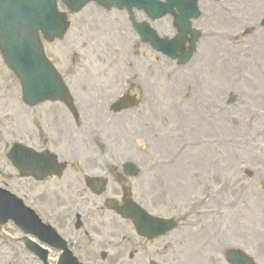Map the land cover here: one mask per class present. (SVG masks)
<instances>
[{"label": "rangeland", "instance_id": "rangeland-1", "mask_svg": "<svg viewBox=\"0 0 264 264\" xmlns=\"http://www.w3.org/2000/svg\"><path fill=\"white\" fill-rule=\"evenodd\" d=\"M199 5L202 18L194 26L204 36L193 61L181 67L143 44L125 11L91 3L74 14L60 4L70 29L64 39L43 45L75 100L76 122L59 103L27 107L0 52L2 187L23 198L46 194L39 203L59 208L47 201L53 186L22 178L5 154L12 143L41 151L55 131V149L73 146V162L110 168L112 188L120 194L116 175L124 163H136L139 177L125 183L134 201L155 217L180 223L147 243L132 235L129 223H112L106 238L90 230L80 244L85 250L106 241L90 253L96 261L103 253L109 264H228L227 251L241 249L264 264V0H199ZM135 15L161 37L173 35L169 16L152 22L143 12ZM256 36L262 40L256 42ZM125 94L141 104L110 112ZM69 130L77 145L67 144ZM233 139L242 143L238 150ZM73 167H79L78 177L100 173ZM216 211L222 214L216 217ZM22 237L11 225L0 229V264H39L29 255L16 258Z\"/></svg>", "mask_w": 264, "mask_h": 264}, {"label": "water", "instance_id": "water-1", "mask_svg": "<svg viewBox=\"0 0 264 264\" xmlns=\"http://www.w3.org/2000/svg\"><path fill=\"white\" fill-rule=\"evenodd\" d=\"M58 1L73 13L80 12L89 3H97L107 10L113 7L126 9L141 41L171 60H179L181 65L190 62L196 51L199 35L192 28L191 20L200 17L198 0H0V51L7 66L19 79L23 100L29 106H37L45 101H61L73 109L69 91L47 60L40 38L42 35L52 43L56 39H63L68 32L70 25L66 15L59 12ZM134 9L144 11L152 21L162 19L176 10L178 35L172 41L161 38L149 23L136 21ZM188 42L189 50L186 48ZM138 103L133 98L124 97L113 109L121 112ZM48 155L20 144H13L7 150V157L23 176H33L41 181L50 178L53 172L60 174L62 171V168L55 169L56 166L50 163L55 158H49ZM126 168L133 172L134 166ZM13 199L8 192L0 189V225L6 223L14 211L16 213L25 209L22 201L15 202ZM107 207L131 219L137 231L150 239L161 237L177 227L172 220L153 218L130 200L123 207H117L115 201L109 200ZM226 260L229 264H255L250 256L237 249L229 250Z\"/></svg>", "mask_w": 264, "mask_h": 264}, {"label": "flooded vegetation", "instance_id": "flooded-vegetation-1", "mask_svg": "<svg viewBox=\"0 0 264 264\" xmlns=\"http://www.w3.org/2000/svg\"><path fill=\"white\" fill-rule=\"evenodd\" d=\"M198 21L200 23V19L196 22ZM171 29L173 31L171 38L173 39L177 32L174 15L171 16ZM69 116H71V113ZM58 136L59 135L54 131L53 136L51 135L50 137H47L42 150L51 151L57 156L59 163L64 164L62 177L53 178L52 180L44 183H35L51 184L53 186V194L51 195L52 199L47 201L59 208L51 210L45 207L44 201L39 203V201L44 198L46 194H40L39 198H37L38 196L24 197V201L38 214L42 224L50 226L55 233L52 231L50 233L44 231L41 239L35 236L22 234L23 237L21 239V245L18 246L17 251L14 249V252L16 253V258L21 261L26 260L27 255H29L31 259L35 260L39 264H67L71 262L72 257L62 248L64 244L63 242H65L67 250H69L73 257L77 258L82 264H91L90 262L96 260L90 256V253L93 252L95 248L101 249V247L106 245V241L101 243L98 240L94 243L93 250H85L80 244L90 230L98 234L99 237L102 236L103 238H106L111 235L112 223L118 224L119 222H123L129 223L133 226L130 221L123 220L114 212L107 210L105 208V202L108 198L121 199L123 196V188L129 187L125 183L133 181L135 178L130 177V173L123 169L121 170V173L116 175V179L119 184H116L115 186H122L121 195L117 188H112V182L115 177L112 173H110V168L98 164H96L95 167L94 165L81 161L73 162L72 160L75 153L73 151V146L65 147V150L64 147H58L57 149L53 147L54 139H57ZM66 139L68 145H72L73 143L77 145L76 136L73 131L69 130ZM49 143H51V145H49ZM77 165H80L87 170L94 171L97 169L101 174L90 173L78 177L79 167H73ZM81 171L83 172V170ZM94 179H101L109 182L107 188L105 187L106 190L102 194H98L101 188L92 184L91 180ZM111 189L113 191L112 193ZM128 195H132L133 197L132 189L128 190ZM95 200H100V205L96 206L94 204ZM85 202L93 203L96 208H85ZM11 226L20 231L15 224L12 223ZM135 234L136 232L134 229V233H132V235L134 236ZM136 237L137 239L145 241V243L149 242L139 238L137 234ZM32 242L37 244L39 247H36V245ZM25 244L34 247L39 254H33L29 251V249H27ZM87 253H89V255H87ZM132 259H135L134 255H132ZM96 262H99V264H109V258L102 253L100 260ZM115 264L122 263L117 262Z\"/></svg>", "mask_w": 264, "mask_h": 264}, {"label": "bare ground", "instance_id": "bare-ground-1", "mask_svg": "<svg viewBox=\"0 0 264 264\" xmlns=\"http://www.w3.org/2000/svg\"><path fill=\"white\" fill-rule=\"evenodd\" d=\"M206 6H207V4H206ZM99 13V12H98ZM218 19V18H217ZM219 20V19H218ZM257 38H256V42H259V41H261L262 40V38H259V36H256ZM226 67V66H225ZM226 72H228V71H226ZM225 72V73H226ZM251 120V119H250ZM250 120L249 119H247V121H248V123H250ZM253 142H255L256 140L254 139V140H252ZM230 144H231V146H233L234 148H236L237 150L240 148V147H238L240 144H242L241 143V141H239V140H236V139H233V140H231V142H230ZM232 148V147H231ZM222 213H220L219 211L217 212H215L214 213V216H216V217H218V216H220Z\"/></svg>", "mask_w": 264, "mask_h": 264}]
</instances>
